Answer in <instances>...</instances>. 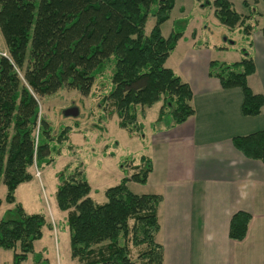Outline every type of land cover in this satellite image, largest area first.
<instances>
[{"label": "trees", "instance_id": "16d2710c", "mask_svg": "<svg viewBox=\"0 0 264 264\" xmlns=\"http://www.w3.org/2000/svg\"><path fill=\"white\" fill-rule=\"evenodd\" d=\"M207 5L215 9L221 25L230 30L241 28L252 47L250 37L258 26L249 21L257 13L244 16L229 0ZM174 7L175 0H0V31L9 55L0 54V186L7 188L5 203L13 205L0 219V248L14 252L12 264H23L29 256L35 264H50L43 252L35 251V243L50 223L43 213L28 214L16 200L18 187L33 179L30 169L50 165L56 151L53 130L40 114L39 98L64 88L88 96L95 81L113 69L112 89L102 104L110 101L119 127L130 137L143 138L145 125L137 123L139 113L159 103L153 130L170 129L194 115L190 86L166 67L188 26L181 20L178 30L164 38L161 27ZM149 16L156 23L146 35ZM261 32L264 35V28ZM241 54L242 59L231 64L212 61L209 74L224 89L239 88L242 114L254 117L264 108V96L248 86V78L256 72L253 56L247 49ZM233 144L245 157L264 164V130L234 137ZM78 168L57 174L56 201L59 210L67 212L72 260L80 264H162L163 248L156 243L162 197L138 195L129 188V183H147L153 172L152 159L142 156L131 170L123 167L124 177L105 191L102 204L90 196L87 174ZM251 219L246 212L236 213L230 239L243 241ZM134 250L139 262L133 259Z\"/></svg>", "mask_w": 264, "mask_h": 264}, {"label": "crops", "instance_id": "0c3cea01", "mask_svg": "<svg viewBox=\"0 0 264 264\" xmlns=\"http://www.w3.org/2000/svg\"><path fill=\"white\" fill-rule=\"evenodd\" d=\"M261 29L250 37L253 45L248 51L256 72L248 78V86L253 93L264 96ZM185 37L179 40L166 67L190 86L195 113L183 124L155 130L151 126L159 108L151 117L146 113L143 124L149 122L151 133L146 134L145 128L141 142L147 151L144 156L152 159L153 172L146 184L129 183V188L136 185L144 190L135 194L162 197L156 235V243L163 248L162 264H264V164L245 157L233 144L234 137L264 130V108L258 116H244L242 91L224 89L209 74L212 61L239 62L240 50L232 47L217 54ZM104 170L105 166L99 172ZM107 189L100 202L94 199L97 203L106 202ZM238 212L252 217L243 241L229 237L231 219Z\"/></svg>", "mask_w": 264, "mask_h": 264}, {"label": "rangeland", "instance_id": "374dc122", "mask_svg": "<svg viewBox=\"0 0 264 264\" xmlns=\"http://www.w3.org/2000/svg\"><path fill=\"white\" fill-rule=\"evenodd\" d=\"M213 1L175 0V7L170 14V19L161 27L164 38H168L173 31L178 30V22L186 20L188 34L185 32L181 39L185 36L187 39L192 38L196 43L200 42L203 48L217 54H224L219 52L222 51L218 49L219 47L228 49L234 47L240 51L242 49L249 50L245 37L240 33L241 28L236 27L230 30L220 24L215 17V9L207 5L208 2ZM230 1L235 10L244 16L257 13V16L252 17L249 22L252 25L257 24L258 31L261 29L260 25H264V19L260 18L264 13L262 0L259 1L260 4H255L253 0ZM244 2L248 3V7L244 6ZM201 22H203L202 25ZM155 23L156 18L149 16L145 25L146 35L151 33ZM0 53L9 56L1 31ZM112 70H107L95 81L88 96H83L77 90L64 88L53 95L38 99L40 114L49 121L53 130L52 136L55 141L52 145L55 146L56 151L54 150L53 161L50 165H44L40 169L34 165L30 169L34 180L20 185L16 191V197L28 214L44 213L47 217L51 227L44 228L45 236L35 243V251L40 252L42 248H46L43 251V256L48 258L51 264H80L71 258L69 232L66 227L67 213L59 210L55 203L59 185L57 174L64 169L74 170L79 167L78 170L86 172L90 186L93 188L90 196L100 202L99 198L103 199V190L115 187L124 177L122 168L131 170V167L139 164L140 158L147 154L142 137H130L126 130L119 127L120 119L110 101L107 104H102V100L112 89ZM21 75L23 74L21 73ZM160 106L161 103L155 105L151 110L143 109L139 113L137 123H143L146 113L151 117L156 108L160 109ZM71 109H76L77 115H67L66 112ZM145 128V133L150 134L149 122L145 124ZM103 156L108 158L105 161L101 160ZM127 158L132 161H124ZM102 165L106 167L105 173L99 172ZM132 173L130 172V174ZM139 188L142 187L131 185L130 190L133 193H140L144 190ZM96 190H100V193L96 194ZM6 191V186L2 184L0 186V200L2 201L0 219L7 209L13 207L4 201ZM63 230H66L65 234ZM13 254V251L0 248V264H12ZM133 259L139 262L135 250ZM23 264H35L33 257L29 256V259Z\"/></svg>", "mask_w": 264, "mask_h": 264}, {"label": "water", "instance_id": "95a60500", "mask_svg": "<svg viewBox=\"0 0 264 264\" xmlns=\"http://www.w3.org/2000/svg\"><path fill=\"white\" fill-rule=\"evenodd\" d=\"M78 111L76 109H71L66 112L67 115L75 116L77 115Z\"/></svg>", "mask_w": 264, "mask_h": 264}, {"label": "built area", "instance_id": "2783aa9c", "mask_svg": "<svg viewBox=\"0 0 264 264\" xmlns=\"http://www.w3.org/2000/svg\"><path fill=\"white\" fill-rule=\"evenodd\" d=\"M0 54H2L3 56H7L5 53H0Z\"/></svg>", "mask_w": 264, "mask_h": 264}]
</instances>
